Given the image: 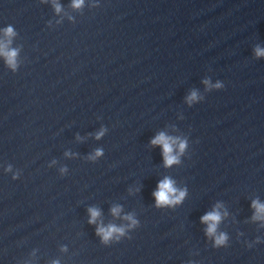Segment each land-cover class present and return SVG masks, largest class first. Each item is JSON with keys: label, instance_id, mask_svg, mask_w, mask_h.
I'll list each match as a JSON object with an SVG mask.
<instances>
[{"label": "clouds", "instance_id": "obj_1", "mask_svg": "<svg viewBox=\"0 0 264 264\" xmlns=\"http://www.w3.org/2000/svg\"><path fill=\"white\" fill-rule=\"evenodd\" d=\"M83 4V0H73V7L79 8ZM56 11H60V6L55 5ZM5 36L11 37L14 35V31L11 27H8L4 30ZM10 42V41H9ZM254 54L257 58L264 57V48H261L257 45L254 49ZM0 55L4 56L7 64L15 69L16 67V56L17 51L12 49H7V45L0 43ZM204 83L209 87H215L217 89L222 88L223 85L220 82H217L215 85H211L210 81L205 80ZM198 99V94L196 91H193L190 96L187 98L188 102L191 103ZM103 135V132L98 134V137ZM151 143L153 145H161L163 148L164 161L166 166H171L174 163L179 162V158L177 154H174V146H178L179 152L183 153L186 148V141L179 140L178 138H172L164 133H160L157 135ZM101 153L97 151V155ZM10 170V169H9ZM185 193L178 190L174 187L173 181L165 178L158 185V191L154 193L156 198L157 206L169 205L178 203L183 197ZM252 207L255 209V215L253 219H264V204H261L259 201H253ZM113 214H118L119 209L113 208ZM90 220L89 223H95L97 217L100 215L99 211L95 208L89 209ZM127 219H131V217H126ZM202 222L208 225L207 227V235L215 236V246H221L226 243L227 237L224 234L215 235L217 230V225L221 220V214L218 210H213L212 212L204 215L202 218ZM135 223V221H133ZM123 228H117L114 225H109L108 227H98L97 234L102 237L103 242L107 243L112 237L114 233L123 234Z\"/></svg>", "mask_w": 264, "mask_h": 264}]
</instances>
